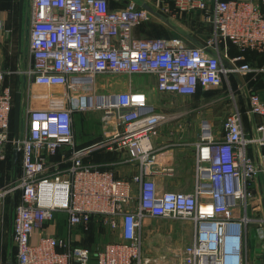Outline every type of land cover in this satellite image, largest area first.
<instances>
[{
  "label": "built area",
  "instance_id": "2783aa9c",
  "mask_svg": "<svg viewBox=\"0 0 264 264\" xmlns=\"http://www.w3.org/2000/svg\"><path fill=\"white\" fill-rule=\"evenodd\" d=\"M29 5V57L21 75L25 86L46 89L50 98L57 96L49 98L52 103L62 107L28 108L17 143L20 171L0 187V204L19 195L12 222L15 264H146L140 234L144 216L191 223L190 243H174L176 264H246L244 230L255 221L247 211L249 184L264 176V162L250 155L256 148L264 158V100L257 93L248 97L249 113L261 118L256 135H245L242 114L235 110L223 124L221 139L210 132L198 143L194 194H160L144 175L117 178L86 158L103 147L126 153L146 172L155 161L150 138L167 121L162 114H141L149 104L140 89L97 93L98 76L154 75L159 93L194 96L200 89L221 88L232 74L254 73L247 64L237 65L240 57L225 63L221 44L264 54V0L155 1L161 14L202 12L213 28L207 44L212 52L181 38H137L136 28L152 20L154 11L134 2L117 8L109 0H29ZM14 101L15 90L0 71V163L8 159L10 142L15 146ZM91 111L102 112L104 138L77 148L74 114ZM63 148L68 153L53 161ZM58 213L67 215L66 236L57 234ZM94 218L114 234L121 231V238L85 246L78 230L90 228Z\"/></svg>",
  "mask_w": 264,
  "mask_h": 264
},
{
  "label": "crops",
  "instance_id": "0c3cea01",
  "mask_svg": "<svg viewBox=\"0 0 264 264\" xmlns=\"http://www.w3.org/2000/svg\"><path fill=\"white\" fill-rule=\"evenodd\" d=\"M155 1L121 0L118 2L109 0L112 8L122 7L129 2H134L151 12L154 11L152 20L136 28L135 36L137 38H181L190 46L207 47L208 41L212 37L213 28L211 23L205 18V15L204 19L200 17L197 18L198 20L190 21L188 17L194 12L180 13L174 16L172 14H161L154 10ZM20 8L21 0H0V63L3 62V51L5 52L8 45L11 48L15 44L18 45L24 29V33L28 36L29 45V0H24L22 17ZM198 13L203 14L202 12ZM207 49L212 52L211 48L207 47ZM221 51L225 63L240 57L241 60L237 62V65L247 64L255 72L247 75L232 74L225 79L221 88L200 89L194 96L159 93L156 88V77L154 75H142L141 80L138 81L136 76L115 75L119 77V82L114 84L111 82L106 83L105 92L99 93L101 80L98 76L96 78L97 93L114 95L120 92L140 89L146 93L149 104V109L141 111V114H162L167 117V121L160 124L150 138L155 161L146 169V172H144L145 168L141 162L130 160L126 153L111 152L103 147L91 152L86 158V163L106 170H112L117 178L144 175L145 179H152L156 183L160 194L170 191L194 194L197 187V147L203 136L211 132L215 134L217 139H221L223 124L227 116L235 110H239L242 114L243 128L247 137L256 135L255 129L261 124L260 117L252 116L249 113L248 97L251 93H257L264 100V54L251 50L240 52L231 43L221 44ZM19 53L20 48L17 51V68ZM7 85L14 88L11 84ZM49 95L47 90L37 93L35 98L30 100V103L32 106L37 105L39 108H48L49 106L62 107V105L52 103L55 100H50L52 98L56 99L57 96L53 95L52 97L51 95L50 98ZM35 102L36 105L34 104ZM82 115L84 116V114ZM103 138L102 132L100 137L99 135L95 134L94 136V134H91L86 141L75 140V142L77 148H84L99 143ZM68 151V148H63L53 158V161H59ZM259 153L256 148H250V155L256 162L258 161L261 164L264 162V158ZM249 192L251 198L253 197L252 200H256L258 204L251 213L247 206L248 215L255 221L246 226L244 230L243 243L247 259L246 264H264V215L258 216L257 214L261 208L264 210L263 175L250 182ZM228 200L233 202L234 199L231 197ZM11 214L13 222L14 208ZM60 218L65 219L66 229L67 215L65 213L56 215L57 234L59 235H61ZM92 226L90 225V228L85 233H81L78 230L81 236V243L89 245L88 247L94 246L95 228ZM103 229L106 231L105 228ZM192 231V225L189 222L151 216L142 217L140 228L142 259L146 264H176L177 258L174 243L176 242L178 247L190 243L193 237ZM66 234L61 236H66ZM178 234L179 236H177ZM114 235L116 236L115 242H117L121 238V231L116 232ZM176 236L179 237V241H175ZM35 239H38L37 236Z\"/></svg>",
  "mask_w": 264,
  "mask_h": 264
},
{
  "label": "rangeland",
  "instance_id": "374dc122",
  "mask_svg": "<svg viewBox=\"0 0 264 264\" xmlns=\"http://www.w3.org/2000/svg\"><path fill=\"white\" fill-rule=\"evenodd\" d=\"M27 10V8H26ZM204 19V14H200L197 11L191 13L188 17V20H198L197 18ZM27 31V30H26ZM25 32V29H24ZM23 32V36L19 40L18 45L15 44L12 48L8 45L5 52L3 51V62L0 63V71L5 76V83L11 84L14 86L16 85V69H17V51L20 48L21 51V64L24 67L25 62L29 57L28 51V36L26 33ZM8 50V51H7ZM8 52V53H7ZM137 81L141 80L142 76H136ZM22 79V110H21V125H20V135L21 132L23 134V126L25 125L26 116L28 108L31 107L30 100L35 98L37 93H41L42 91H46L44 88L39 87H31L28 88L25 86V81L23 75H21ZM101 83L99 85V93L105 92L107 86L106 83L111 82L112 84L118 83L119 77L118 76H109V75H101L99 76ZM55 94H58L57 90H54ZM36 105V102L34 103ZM33 107H38L33 106ZM85 116V117H84ZM84 116L78 112L74 114V134L75 140H83L86 141L91 134L102 135V112L99 111H91L89 113L84 114ZM85 118V119H84ZM22 127V129H21ZM13 139V138H12ZM14 150L13 142L7 147L8 159L7 161L0 163V187L4 188L7 187L14 179L15 174L19 171L21 167V154L19 153L18 165L17 169L14 171L12 169V153ZM253 198V197H252ZM250 197L248 199V209L251 211L254 210V207L258 204L256 200H252ZM18 196L13 197H6L4 201L0 204V264H7L12 263L15 264L16 262V248L14 245L13 240V231H12V214H11V206H15L17 202ZM257 207V206H256ZM258 216L264 215V210L261 208L258 211ZM60 227H61V235H65V219H59ZM93 228H95V235H94V246L97 247L99 245L113 243L116 240V236L114 232L109 230L108 227H105L101 221L94 222L92 224ZM105 228L106 231L103 229ZM79 231L86 232L84 229H80ZM179 236V234L177 235ZM175 237V241L179 239V237ZM179 241V240H178ZM86 243V240H85ZM88 243V241H87ZM87 245V244H86Z\"/></svg>",
  "mask_w": 264,
  "mask_h": 264
},
{
  "label": "water",
  "instance_id": "95a60500",
  "mask_svg": "<svg viewBox=\"0 0 264 264\" xmlns=\"http://www.w3.org/2000/svg\"><path fill=\"white\" fill-rule=\"evenodd\" d=\"M23 7H24V0H21V8L20 13L21 17L23 15ZM21 51L19 53V62H18V68L16 71L17 76V84L15 88V101H14V118H13V136H14V150L12 153V169L15 171L17 169L18 165V159H19V151L17 147V143L20 139V125H21V110H22V80H21V72H22V64H21ZM206 125V124H205ZM13 205L11 208V212H13ZM12 264V263H7Z\"/></svg>",
  "mask_w": 264,
  "mask_h": 264
},
{
  "label": "trees",
  "instance_id": "16d2710c",
  "mask_svg": "<svg viewBox=\"0 0 264 264\" xmlns=\"http://www.w3.org/2000/svg\"><path fill=\"white\" fill-rule=\"evenodd\" d=\"M6 85H7V83H5ZM13 118H14V111H13V113H12V135H11V138H13L14 136H13ZM12 159V158H11ZM7 161V160H6ZM19 171H20V168H19ZM16 196H18V199H17V202H16V204L18 203V201H19V195L17 194ZM15 204V205H16ZM94 222H99V218H94L93 219V222H92V224L94 223ZM91 224V225H92ZM85 246H89V245H85ZM93 247V246H92Z\"/></svg>",
  "mask_w": 264,
  "mask_h": 264
}]
</instances>
